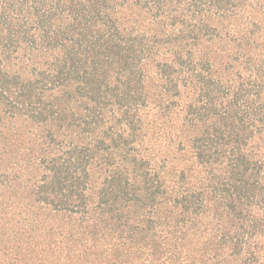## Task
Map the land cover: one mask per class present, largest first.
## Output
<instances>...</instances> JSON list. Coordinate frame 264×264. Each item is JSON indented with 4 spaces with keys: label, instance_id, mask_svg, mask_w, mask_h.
<instances>
[{
    "label": "trees",
    "instance_id": "trees-1",
    "mask_svg": "<svg viewBox=\"0 0 264 264\" xmlns=\"http://www.w3.org/2000/svg\"><path fill=\"white\" fill-rule=\"evenodd\" d=\"M0 264H264V0H0Z\"/></svg>",
    "mask_w": 264,
    "mask_h": 264
}]
</instances>
